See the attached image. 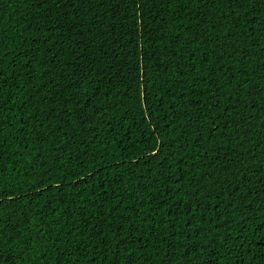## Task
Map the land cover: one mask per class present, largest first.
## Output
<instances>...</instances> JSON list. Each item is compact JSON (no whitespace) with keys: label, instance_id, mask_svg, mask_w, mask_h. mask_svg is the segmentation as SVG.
<instances>
[{"label":"trees","instance_id":"obj_1","mask_svg":"<svg viewBox=\"0 0 264 264\" xmlns=\"http://www.w3.org/2000/svg\"><path fill=\"white\" fill-rule=\"evenodd\" d=\"M0 264H264V0H0Z\"/></svg>","mask_w":264,"mask_h":264}]
</instances>
